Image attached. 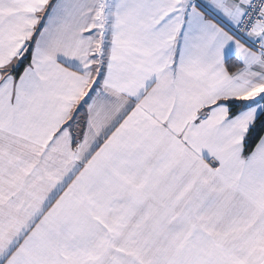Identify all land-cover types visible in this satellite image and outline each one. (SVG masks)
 Returning a JSON list of instances; mask_svg holds the SVG:
<instances>
[{"label":"snow or ice","instance_id":"1","mask_svg":"<svg viewBox=\"0 0 264 264\" xmlns=\"http://www.w3.org/2000/svg\"><path fill=\"white\" fill-rule=\"evenodd\" d=\"M0 264H264V0H0Z\"/></svg>","mask_w":264,"mask_h":264}]
</instances>
